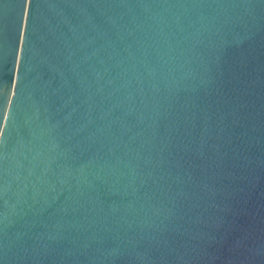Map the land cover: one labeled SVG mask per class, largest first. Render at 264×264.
I'll use <instances>...</instances> for the list:
<instances>
[{
  "label": "water",
  "instance_id": "1",
  "mask_svg": "<svg viewBox=\"0 0 264 264\" xmlns=\"http://www.w3.org/2000/svg\"><path fill=\"white\" fill-rule=\"evenodd\" d=\"M0 264H264V0H0Z\"/></svg>",
  "mask_w": 264,
  "mask_h": 264
}]
</instances>
